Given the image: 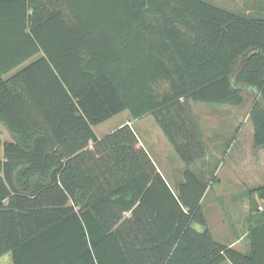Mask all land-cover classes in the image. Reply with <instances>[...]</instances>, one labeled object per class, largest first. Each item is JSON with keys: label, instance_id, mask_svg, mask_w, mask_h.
<instances>
[{"label": "trees", "instance_id": "obj_1", "mask_svg": "<svg viewBox=\"0 0 264 264\" xmlns=\"http://www.w3.org/2000/svg\"><path fill=\"white\" fill-rule=\"evenodd\" d=\"M249 98L254 147L264 151L263 13L206 0H0V123L12 136L0 161V257L264 264L256 199L250 253L208 227L202 199L217 167L189 105L243 108ZM125 110L153 115L184 162L177 194L130 124L95 134ZM252 193L264 200V185Z\"/></svg>", "mask_w": 264, "mask_h": 264}, {"label": "rangeland", "instance_id": "obj_2", "mask_svg": "<svg viewBox=\"0 0 264 264\" xmlns=\"http://www.w3.org/2000/svg\"><path fill=\"white\" fill-rule=\"evenodd\" d=\"M214 5L220 6L222 8L229 9L231 11L238 12L240 14L246 15H257L264 14V0H206ZM169 89V84L162 82L158 84L157 91L162 93ZM247 97V94H246ZM251 98L248 99L246 105L243 108H236L232 106H208L201 104L190 103L191 109L194 112H219L226 114H241L242 128L241 131L234 133L232 139L227 144V148L222 156L221 167L218 170L219 177L222 179H228L229 176L232 178L236 177L241 181V187L243 189L250 190L249 193L244 195L233 194L230 197L224 192L216 189H211L202 199V207L210 215L213 220L210 224H216L218 220L215 219L219 216L222 211L223 220L221 222V231H229L231 236H233V229L237 233H241L242 229L245 231L249 228L248 220L245 215L251 216V203L253 199H256L259 204L261 199L258 198L257 194L252 193L257 187L264 185V151L254 149L253 139H254V127L251 120H249V108H250ZM131 118V114L128 110H125L118 115L108 119L101 125L96 127L98 134H107L119 126L125 119ZM155 118L153 116H147L143 119L137 121L133 120L134 128L137 132L141 133L143 130H149L147 134H152L148 137L150 139H165L164 134L159 130L157 124L155 123ZM154 141V140H153ZM147 149L155 156L154 147L151 146L146 141ZM170 145V144H168ZM166 145L168 148L169 146ZM176 157V156H175ZM176 162L174 163L175 169L180 165L179 160L176 157ZM184 177V176H183ZM182 182L184 178H182ZM213 181V178L211 182ZM212 186V185H211ZM231 186V185H229ZM240 188V185L238 186ZM173 188H177L173 185ZM238 190V189H237ZM247 207V208H246ZM264 207V206H263ZM263 210V209H262ZM260 209V211H262ZM220 228V226H218ZM230 240V238L228 239ZM220 242V241H219ZM0 264H12L10 256H5L0 260ZM228 264V263H223Z\"/></svg>", "mask_w": 264, "mask_h": 264}, {"label": "crops", "instance_id": "obj_3", "mask_svg": "<svg viewBox=\"0 0 264 264\" xmlns=\"http://www.w3.org/2000/svg\"><path fill=\"white\" fill-rule=\"evenodd\" d=\"M34 59V58H33ZM32 59V60H33ZM30 62V61H29ZM29 62H26L25 64H23L22 66L14 69V72L20 70L23 66L27 65ZM195 104V103H194ZM203 105V104H201ZM194 117L195 120L199 126V129L201 131L202 134V140H203V151L205 152L204 155L208 161L209 166L208 167H217L213 181L211 182L212 178L211 176H207L209 180V187L206 190L205 195L211 190L214 189L216 186V189H218L219 191L221 190V192H224L225 194H227V196H231L233 194H239V195H244L246 193H249L250 190H245L243 189V187H241V184H243L241 181H239L238 178L234 177L232 178L231 176H229L228 179H222L221 177H219L218 174V170L221 167V161H222V156L225 152V149L227 148V144L228 142L231 140V138L233 137L234 133H236V131L240 132L241 128H242V121H240V118L242 119V115L241 114H226V113H219V112H194ZM147 116L150 115H146L142 118L139 119H143ZM153 116V115H151ZM154 118V116H153ZM249 118V117H248ZM132 117L131 118H127L125 119L124 122H122L119 126H117L114 130H112L111 132L115 131L116 129H118L120 126L124 125V124H130L132 126V128L134 129L136 135L138 136L140 142L142 143V145L145 147V149L148 151V153L150 154L152 160L154 161L155 165L158 168V171L164 176V178L166 179V181L168 182V184L170 185V187L172 188V190L174 191V193H178L179 191V187L180 184L182 183V178H184V172H185V164L184 162L180 159V157L177 155L176 151L174 150L172 144L170 143V141L168 140L166 134L164 133V131L162 130V128L159 126V124L157 123L156 119L155 123L157 124L159 130L164 134V138L162 139H150L148 137L152 136V134H147L149 130H143V132L139 133L137 132V130L134 128V122L132 121ZM139 119H133L135 121L139 120ZM250 120V118H249ZM101 125V124H100ZM95 126L94 132L97 135V137L101 138L105 135H108L111 132H108L107 134H98L97 130H96ZM254 127V126H253ZM150 132V131H149ZM254 133V130H253ZM154 140V141H153ZM12 141V136L10 134V132L0 123V161L4 162L6 160L5 158V153H4V145L5 143ZM146 141L154 147V153L155 156L151 154V152L147 149V145H146ZM170 144V145H168ZM168 145L169 148L166 146ZM254 145V142H253ZM255 149V147H254ZM256 150V149H255ZM257 151V150H256ZM180 162V165H178V167H176L177 169H175V165L174 163L176 162V157ZM215 178V179H214ZM173 185H176L177 188H173ZM212 185V186H211ZM231 185V186H229ZM240 185V188L238 187ZM244 185V184H243ZM238 189V190H237ZM204 195V196H205ZM264 200H261L260 203V207L261 210L264 208ZM247 208V207H246ZM204 210V208H203ZM221 212L219 214V216L215 219L218 220L216 222V224H213V226L210 224L211 222H213L214 219H212L210 217V215L204 210L206 219H207V224L208 227L211 231V233L213 234L214 238L224 244H229L232 247H234L235 249H237L238 251L244 253V254H248L251 252V244L250 242L246 239V235L247 232L249 230V228H247L245 231H243L241 233H237L236 230L233 229V236H231L229 231H221V222L223 220V213L220 209ZM246 219L249 220L250 215L248 216L245 215ZM220 226V228L218 227ZM230 238V240H228ZM5 256H10L9 254H5L3 256L0 257V260L3 259ZM11 258V256H10ZM12 260V258H11ZM12 264H13V260H12ZM230 264V263H228Z\"/></svg>", "mask_w": 264, "mask_h": 264}, {"label": "water", "instance_id": "obj_4", "mask_svg": "<svg viewBox=\"0 0 264 264\" xmlns=\"http://www.w3.org/2000/svg\"><path fill=\"white\" fill-rule=\"evenodd\" d=\"M190 228H192L193 230L199 232V233H204L206 231V227L196 221L192 222L190 224Z\"/></svg>", "mask_w": 264, "mask_h": 264}, {"label": "built area", "instance_id": "obj_5", "mask_svg": "<svg viewBox=\"0 0 264 264\" xmlns=\"http://www.w3.org/2000/svg\"><path fill=\"white\" fill-rule=\"evenodd\" d=\"M260 209H261V207H260Z\"/></svg>", "mask_w": 264, "mask_h": 264}]
</instances>
